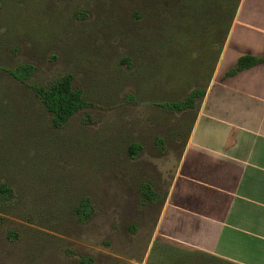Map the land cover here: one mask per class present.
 Listing matches in <instances>:
<instances>
[{
	"label": "rangeland",
	"instance_id": "1",
	"mask_svg": "<svg viewBox=\"0 0 264 264\" xmlns=\"http://www.w3.org/2000/svg\"><path fill=\"white\" fill-rule=\"evenodd\" d=\"M190 5L0 0V264H229L156 231L197 111L161 103L205 90L218 54ZM66 75L89 106L55 126L32 87Z\"/></svg>",
	"mask_w": 264,
	"mask_h": 264
},
{
	"label": "crops",
	"instance_id": "2",
	"mask_svg": "<svg viewBox=\"0 0 264 264\" xmlns=\"http://www.w3.org/2000/svg\"><path fill=\"white\" fill-rule=\"evenodd\" d=\"M264 0H242L158 216L160 237L235 264H264Z\"/></svg>",
	"mask_w": 264,
	"mask_h": 264
},
{
	"label": "trees",
	"instance_id": "3",
	"mask_svg": "<svg viewBox=\"0 0 264 264\" xmlns=\"http://www.w3.org/2000/svg\"><path fill=\"white\" fill-rule=\"evenodd\" d=\"M188 1L191 2V10L193 9L194 14L198 16L199 19H204V16L209 13V48L212 49L218 44V54L215 63L216 66L242 0ZM137 15L140 16V14ZM153 40L154 38H151V41ZM263 62L264 58L261 57H255L251 55L242 56L239 58L237 64L227 72L226 76H234L245 69L254 67ZM33 71V65L25 64L21 65L15 70H10V73L18 81L26 83L27 79L33 74ZM32 88L42 99L46 109L53 115V123L55 126L63 125L75 113L89 106V103L84 98L83 91L81 89L73 88L72 78L69 75L63 76L60 80L51 83L47 87L33 86ZM204 95V89H195L184 100L164 102L161 103V105L174 111L195 109L197 107V101L201 100ZM139 148L140 146L136 144L130 148V151L134 155ZM145 187V196L149 201H154L157 197L156 193L149 185H146ZM8 191L9 187L6 184H2L0 186V197L6 195ZM92 209L93 208L89 199L84 198L77 208L79 219L83 222L87 221L92 214ZM209 257L214 260H223L210 254ZM223 261L229 264H235L226 260ZM83 264H89V259H85Z\"/></svg>",
	"mask_w": 264,
	"mask_h": 264
}]
</instances>
